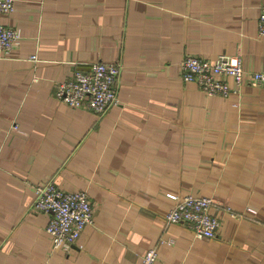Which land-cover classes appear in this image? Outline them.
<instances>
[{
    "label": "crops",
    "instance_id": "1",
    "mask_svg": "<svg viewBox=\"0 0 264 264\" xmlns=\"http://www.w3.org/2000/svg\"><path fill=\"white\" fill-rule=\"evenodd\" d=\"M263 1L16 0L0 13L20 35L0 53V264H140L153 246L155 264H264V87L210 96L179 67L225 53L264 72ZM93 61L122 63L101 116L54 97ZM47 179L94 206L68 248L50 247L32 206ZM169 192L211 195L215 236L167 225Z\"/></svg>",
    "mask_w": 264,
    "mask_h": 264
},
{
    "label": "built area",
    "instance_id": "2",
    "mask_svg": "<svg viewBox=\"0 0 264 264\" xmlns=\"http://www.w3.org/2000/svg\"><path fill=\"white\" fill-rule=\"evenodd\" d=\"M16 0H0V13L9 14L14 10ZM257 34L264 38V1L257 19ZM20 38L15 27L0 23V53L7 55ZM36 61L37 55L30 56ZM181 79L185 83L197 85L207 95L228 97L248 84L264 87L263 71H246L237 56L219 53L201 58L185 54L179 64ZM122 63L93 61L87 71L75 70L73 75L57 84L54 97L60 103L71 107L84 108L103 115L110 107L119 103L118 88ZM16 127V123L12 124ZM32 206L49 215L45 227L52 241V248H68L81 235L86 225L94 221V206L86 191H66L58 187L53 179L34 185ZM167 197L173 201L165 215V223L185 224L194 238H212L220 225L219 218L210 213L213 199L208 195H174ZM230 216L236 214L229 208ZM158 247L153 246L141 256L140 264H155Z\"/></svg>",
    "mask_w": 264,
    "mask_h": 264
},
{
    "label": "rangeland",
    "instance_id": "3",
    "mask_svg": "<svg viewBox=\"0 0 264 264\" xmlns=\"http://www.w3.org/2000/svg\"><path fill=\"white\" fill-rule=\"evenodd\" d=\"M227 55H229V56H236V55H230V54H227ZM238 57V56H237ZM240 59V58H239ZM46 181V180H45ZM40 182H42V181H39V182H37V183H40ZM37 183H35V184H37ZM34 184V185H35ZM56 184V183H55ZM58 186V185H57ZM59 187V186H58ZM61 188V187H60ZM63 189V188H62ZM65 190V189H64ZM66 191H68V190H66ZM79 191H84V190H79ZM169 193H172V194H174V195H179V194H177V193H173V192H169ZM168 194V193H167ZM166 194V195H167ZM184 195H192V194H184ZM202 195H208V194H202ZM179 196H183V195H179ZM195 196V195H194ZM199 196H201V195H199ZM208 196H210L212 199H213V197L211 196V195H208ZM213 202H214V199H213ZM213 204V203H212ZM226 208H229L231 211H232V209L230 208V207H226ZM210 211V210H209ZM211 213V212H210ZM47 225V224H46ZM46 227V226H45ZM46 230V229H45ZM49 241H50V247L52 248V247H54L53 246V244H52V241L50 240V238H49ZM59 248V247H58ZM52 249H56V248H52Z\"/></svg>",
    "mask_w": 264,
    "mask_h": 264
}]
</instances>
